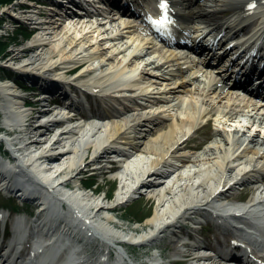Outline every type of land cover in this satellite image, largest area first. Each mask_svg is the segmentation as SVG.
<instances>
[{"label": "bare ground", "instance_id": "6f19581e", "mask_svg": "<svg viewBox=\"0 0 264 264\" xmlns=\"http://www.w3.org/2000/svg\"><path fill=\"white\" fill-rule=\"evenodd\" d=\"M112 1L125 14L132 15L129 17L141 13L134 7L141 2ZM157 1L163 3V0ZM167 2L171 5L170 14L160 13L154 20L166 18L165 22L174 25L172 36H165L174 44L173 47L190 45L187 35L193 33L203 44L209 42V46L219 47L218 53L231 47L228 57L235 49L239 50L241 61L234 73L241 82L264 95V0ZM75 3L87 6L89 2L75 0ZM156 7L162 11L159 5H154L153 9ZM20 8L25 12L12 14V21L24 24V29L33 37L27 44L7 54L8 62L12 63L9 67L21 74L22 79L41 80L40 84L48 92L53 91L58 101L89 116L90 123L70 125L66 116H55V120L47 118L54 116V112L37 114L39 109L35 106L21 109L20 106L28 102L27 96H23L19 89L11 90L13 85L16 87L12 81L0 86V107L4 115L0 126V149L5 150L4 155L0 152V186L7 189L8 185L27 197L38 194L42 197L43 202H39L44 207L38 217L45 214V221L51 220L52 224L42 226L43 221L38 223L41 225L37 228L46 231L41 237L51 233L56 219L59 220V212L45 201L55 200L62 204L60 209L66 212L73 210L72 217L61 215V220H67V227L74 231L67 217L79 222V229L84 226L85 235L81 234L77 242H87L92 246L98 240L105 245L107 250L92 246V255H102L103 264H138L128 251L131 245L143 247L154 244L163 232L178 228L183 219L191 221L193 215L194 218L202 214L225 217V222L230 225L223 226L231 232L239 231L233 224L236 221L240 224L238 227L242 225L257 232L255 238L264 244V107L241 102L217 88L211 90L206 85L216 83L209 76L190 69L189 62L178 55L155 51V47L143 41L142 34L132 31L130 25L116 21L109 24L82 21L77 23L81 30L75 33L63 29L67 23L61 19L39 21L38 15L48 16L42 10L26 6ZM206 37L208 40L205 41ZM103 42L111 46L102 47ZM133 48L139 50L135 49L130 56L125 55V60H116L117 55H124ZM145 48L149 50L148 56L153 53L150 58L141 54ZM130 60L142 61L139 74L126 72ZM150 74L172 81V87L165 90L159 87L137 89L138 85L145 86V83L135 78ZM58 86L61 89L56 92ZM180 86L186 88L185 98L190 97V100L176 95ZM69 91H76L78 98L70 97ZM85 95L95 96L99 104L110 103V107L93 106L90 101L86 105L80 100L83 96L86 98ZM194 96H199V101ZM123 103L128 105L124 107L125 111L121 110ZM160 121L168 122L165 132ZM212 124L215 125L213 132L219 138L212 133ZM159 128L161 131L154 135ZM198 133L208 134L205 142L192 147V154L180 152L183 145L187 143L189 146L193 135ZM112 155H118L123 161L118 165V179L122 185L119 195L112 196L109 192L101 196L99 190H93V194L84 198L83 194L77 193L82 189L79 187L85 186L82 181L79 185L74 183L77 174L97 160L109 161ZM99 172L100 175L107 173L106 168ZM154 177L164 182L152 192L157 212L148 216L144 223L131 228L112 216H104L117 212L119 205L145 178L157 180ZM247 179V190L253 194L252 197L241 203L242 206L231 205L239 197L231 190L237 184H245ZM146 187L151 186H143ZM16 224L22 226L20 222ZM148 228L150 231L146 232ZM31 234H35L34 230ZM23 237V233L14 235L20 242ZM56 239L55 243H49V248L44 244L36 249L21 250L17 242L8 244L2 234L0 262L33 264L35 262L29 254L37 253L43 247L46 256L36 264L75 262L74 250H65L61 245V242H66L65 236L56 235ZM235 239L240 237L231 235L225 244L208 245L219 247L223 255L231 257L229 251L236 247ZM36 242L40 243L38 239ZM178 243L172 241L176 256L182 254ZM82 247L76 248L77 254H81ZM192 249L188 251L187 261L188 264H197ZM55 255H60L63 261H55ZM157 262L153 264H162Z\"/></svg>", "mask_w": 264, "mask_h": 264}, {"label": "rangeland", "instance_id": "374dc122", "mask_svg": "<svg viewBox=\"0 0 264 264\" xmlns=\"http://www.w3.org/2000/svg\"><path fill=\"white\" fill-rule=\"evenodd\" d=\"M139 1H142L144 3L146 0H139ZM24 6L32 8V9L37 10V11L41 10V8L36 3V0H0V80L4 77H10L9 75H13L15 78L19 79V82H21L22 80H25V79H22L21 74L16 73L14 71V69L12 70V68L9 67V65H11L12 63L8 62V59H7L8 53H10L14 49H18V48L22 47L24 44H27L30 41V39L33 37L32 34L28 33V31H26L24 29V27H25L24 24L16 23V22L12 21V18H14V16L12 17V14H14V15L18 14L19 11H17V8L18 7L19 8L24 7ZM23 12H25V11H23ZM10 14H11V17H10ZM37 17L40 18L39 15ZM79 26H81V25L75 24V25L71 26L70 23H67V24H65V27L63 26L62 28L67 29V30H72V32H75V31L77 32V31L81 30V27H79ZM89 32H90V30H89ZM93 34H91V35H93ZM91 38H92V36H91ZM126 40L129 41L130 39L126 38ZM101 46L102 47H110L111 44L103 42L101 44ZM133 49L129 50L124 55H122V54L117 55L116 57H118V58L116 60L117 61L125 60V55L130 56L134 51L139 50L136 48H133ZM148 51L149 50L145 48L141 54H144L145 57L150 58V56L153 53L148 56V54H147ZM128 63H129V66L126 70L127 73H129L131 75H135V74H139L140 70H142V61L139 62V60H134V61L130 60ZM72 77H74V76H72ZM135 79L136 80L139 79L140 82L145 83L144 84L145 86L138 85L137 89H140L141 87H153V88L159 87V88H162L165 90V89L172 87V83H173L170 80H164V79H162V77H158L157 75H154V74L140 75V76H137V78H135ZM154 81H156V82H154ZM21 84H23L25 87H30L31 85H34V84L39 85V83L36 82V79H26L25 82L21 83ZM1 85H2V83H0V86ZM11 90H17V88L11 87ZM18 91L21 92V94H23V96L24 95L26 96V94L23 92V90L19 89ZM179 91H181V92H179ZM186 91L187 90L185 87L180 86V88L176 92V95H179L181 97V99H183V100H186V101L190 100V97L185 98V96L187 95ZM85 96H86V98H84V101H86V103H89V101H90L93 104V106H95V105L100 106L101 105L104 107H110V103L101 102L99 104L98 100L96 99L95 96H91V95H89V96L85 95ZM86 99L88 100V102ZM194 99L196 101H199V96H194ZM139 101L141 102L142 100H139ZM28 102L33 103L32 100H30L29 98H28ZM1 103L2 102L0 100V106H1ZM132 105L137 109L140 108L139 106L135 105V103ZM122 110L125 111L124 106H123ZM2 118H3V115L0 114V120H1L0 126H2ZM160 123H161V126H165L164 129H162L165 132L166 128H167L166 126L168 125V122L167 121H163V122L160 121L159 124ZM213 128H215V125L212 124L211 125L212 133H214ZM159 130L161 131V129L159 128L154 133V135H156V133H158ZM41 133L42 132H40L39 135ZM215 135L212 134V137H214ZM207 136H208L207 133H198V134L193 135V141L190 142L189 146H187V143H185L183 145L182 149L180 150V152L188 153V154L194 153V151L192 152V147H195L198 144L204 143ZM215 138H219V136L216 135ZM94 163L95 162L91 163V166L85 168V170L83 172L77 174L76 178L73 180L75 184L79 185V183L83 180V178H89L88 180H85V182H84V180L82 182H84V185L92 186V189L88 190V191H80V193L83 194L82 196L85 198L86 196L93 194V192H92L93 190H99V193L101 194V196L102 195L105 196L107 193L111 192L112 196L117 197L122 190L121 182L118 179V175L120 174V172L117 171V173H113V174L107 173L105 175H97V174L94 175V174H92L93 173L92 165H94ZM91 176H95V177L90 178ZM248 183H249V180L247 179V182L245 184H242V183L237 184L231 190V193L238 194L239 196H241L240 199L241 198L244 199L245 202L248 201L253 195V194L248 193V190H247V186L249 185ZM63 190L66 192L67 191L69 192V190L67 188H63ZM228 203H230V202H228ZM230 204L233 206H242L243 205L237 201L230 203ZM27 205H29V204H27ZM29 207H32V206H29ZM28 210L29 209L19 208L16 204L14 205V204L6 201L0 195V237L3 234L4 224L6 221H7V225H11L10 231L13 235L14 223L25 222L26 220H28L29 215H30ZM32 210H34V208ZM156 212H157V205H156L154 199L152 198V196H150L149 198L146 197V198H143L139 201H131L129 198V200L124 201L119 205L117 212L106 213V214H104V216H112L120 224L127 226V227L134 228V227L140 226L142 223L145 222V220L147 219V218H145V216H147V215L151 216ZM206 220H208V219H206ZM183 221H185V219H183L182 222ZM137 222H139V223H137ZM205 227H206V229H205L206 232L207 231H209V233L211 232L210 242H213L214 244L215 243L216 244L217 243L225 244L227 239L230 238V236L226 234V231L222 226H217L216 224H214V226H213V224L210 223V225L204 226V228ZM173 229L174 230H166L165 232H163L161 234L160 238L157 239L155 242H153L154 244H151L149 246H143V247L142 246L141 247L135 246V245H131V247L129 246L130 248L128 249V251L130 253V256L133 259H135L138 262V264H149V263L153 264V262L156 260H158V262H160L162 264H173L175 259H179L178 257L180 255L176 256L173 253L172 241L178 242L180 240V236L185 235V234H183V230L181 229V226H178V228H173ZM7 230H8V228H7ZM148 231H150L149 228L146 230V232H148ZM173 232H175V233H173ZM7 233H8V231H7ZM128 234H129V232H128ZM86 244L90 245L89 243H86ZM81 245H85V244L82 242ZM158 245H162L163 248L157 249L156 246H158ZM94 246H95V248L107 250L105 248V246L102 247V244L100 242H98V245L96 244ZM180 249L182 250V248H180ZM158 255L162 256V260H161V257L159 258ZM94 257L100 258V255L97 254ZM181 261L182 262H180L178 264H188L182 259H181Z\"/></svg>", "mask_w": 264, "mask_h": 264}, {"label": "snow or ice", "instance_id": "6c2138e0", "mask_svg": "<svg viewBox=\"0 0 264 264\" xmlns=\"http://www.w3.org/2000/svg\"><path fill=\"white\" fill-rule=\"evenodd\" d=\"M163 7H167V0H163ZM166 21V18L164 20H159L157 23H164Z\"/></svg>", "mask_w": 264, "mask_h": 264}]
</instances>
